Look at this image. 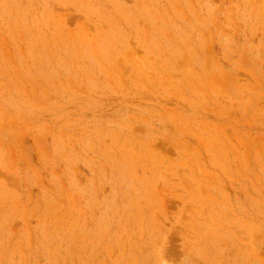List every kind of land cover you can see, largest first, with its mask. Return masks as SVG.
Returning <instances> with one entry per match:
<instances>
[{"label":"rangeland","instance_id":"1","mask_svg":"<svg viewBox=\"0 0 264 264\" xmlns=\"http://www.w3.org/2000/svg\"><path fill=\"white\" fill-rule=\"evenodd\" d=\"M0 264H264V0H0Z\"/></svg>","mask_w":264,"mask_h":264}]
</instances>
